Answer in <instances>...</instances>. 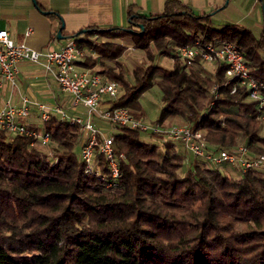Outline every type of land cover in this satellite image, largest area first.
Returning <instances> with one entry per match:
<instances>
[{
    "label": "trees",
    "instance_id": "16d2710c",
    "mask_svg": "<svg viewBox=\"0 0 264 264\" xmlns=\"http://www.w3.org/2000/svg\"><path fill=\"white\" fill-rule=\"evenodd\" d=\"M69 36L84 51L76 64L121 86L116 98L102 99L110 107L126 106L143 117L140 97L156 84L161 107L154 123L180 116L204 130L209 147L241 143L251 155L264 154L258 133L264 105L249 97L245 85L231 91L236 80L227 81L223 62L207 75L199 58L188 66L176 57L178 46L197 39L230 40L250 75L264 83V32L257 37L234 23L215 27L211 13L166 0L157 13L130 10L126 27L88 26ZM101 37H129L145 52L147 62L132 69V81L117 59L126 47ZM160 55L174 58L172 68L153 62ZM97 64L103 69L93 70ZM117 126L111 134L122 156L114 189L84 171L75 151L77 123L51 115L43 126L47 148L0 131V264H264V176L257 168L233 177L218 166L227 162L194 155L182 172L184 154L176 145L182 142L161 138L160 148L142 140L143 131ZM95 162L108 178L103 155L96 154Z\"/></svg>",
    "mask_w": 264,
    "mask_h": 264
},
{
    "label": "built area",
    "instance_id": "2783aa9c",
    "mask_svg": "<svg viewBox=\"0 0 264 264\" xmlns=\"http://www.w3.org/2000/svg\"><path fill=\"white\" fill-rule=\"evenodd\" d=\"M83 54L84 51L76 45L73 39L63 45L39 51L25 43L16 42L7 29L0 27V76L13 83L22 61L41 64L53 75L59 87L71 96L73 105H83L87 114L85 118L81 115H68L60 106L54 108V113L60 119H67L79 125L81 141L79 157L85 164L84 171L89 174L94 173L100 179H104L107 189H114L117 186L120 177L117 160L122 154H117L115 151L113 135L95 125L92 120L93 114H97L99 118L112 124L139 129L143 132L160 133L166 139L180 141L185 149L213 163L225 161L231 165H237L241 170L257 168L264 164V154L251 155L244 145L218 149L209 147L204 137L205 132L201 128H192L188 124L178 123L166 126L149 125L141 117H134L126 106L110 107L109 103L102 102V99L118 96V82L107 80L88 69L78 70L75 61ZM176 57L188 66L194 65L196 58H199L201 66L205 69L210 68L211 73L218 62H223L226 66L227 81L236 80L231 91H235L237 84L245 85L249 91V97L257 100L260 106L264 105V92L262 91L264 83L250 75L246 59L234 42L222 40L219 44H203L197 39L193 43L178 46ZM172 60L174 61L173 57ZM215 88L216 85L212 90ZM35 105L39 109V118L44 122L48 120L51 110L43 103ZM29 114L30 104L25 97L20 107L10 103L0 107V131L3 130L12 135H26L31 137V145L49 147L50 135L43 127L29 126L19 120V117H26ZM48 154L53 158L50 150ZM96 154H101L106 159L109 168L108 178L99 175L100 171L95 162Z\"/></svg>",
    "mask_w": 264,
    "mask_h": 264
},
{
    "label": "crops",
    "instance_id": "0c3cea01",
    "mask_svg": "<svg viewBox=\"0 0 264 264\" xmlns=\"http://www.w3.org/2000/svg\"><path fill=\"white\" fill-rule=\"evenodd\" d=\"M166 0H0V27L8 30L16 42L27 44L33 49L46 51L73 39L69 34L78 32L88 26L109 27L128 25V12L157 13L163 10ZM189 4L196 12H209L213 25L221 27L234 23L249 28L259 37L264 32V0H179ZM219 25V26H218ZM61 28V38L57 31ZM29 32L27 33V31ZM95 37V36H94ZM102 40L117 42L129 49H137L129 37H101ZM124 52V53H125ZM144 52V51H143ZM145 53V52H144ZM142 54V50H141ZM126 55H121L126 61ZM165 68H172L170 56ZM80 59V58H79ZM106 63L107 59L104 60ZM155 62V61H153ZM81 69H88L76 64ZM95 66L102 65L97 64ZM94 66V67H95ZM140 65L132 66L138 67ZM30 104V114L19 117V120L29 126L39 127V109L36 103H43L54 113L56 106L62 107L68 115L86 117L85 108L71 103V96L64 92L51 73L38 63L22 61L19 64L14 82L0 76V107L12 104L20 107L23 99ZM105 99V97L103 98ZM95 125L104 130V125L97 114L92 115ZM258 133L264 136V117L261 118ZM106 132V131H105ZM222 172L233 177L241 175V169L236 165L221 163ZM258 175L264 176V164L256 169Z\"/></svg>",
    "mask_w": 264,
    "mask_h": 264
},
{
    "label": "rangeland",
    "instance_id": "374dc122",
    "mask_svg": "<svg viewBox=\"0 0 264 264\" xmlns=\"http://www.w3.org/2000/svg\"><path fill=\"white\" fill-rule=\"evenodd\" d=\"M65 39L66 38H60V40H65ZM127 51L128 52L123 53V55H126V57H125L126 61H123L125 64V68H126L125 77L129 81H132V79H133V77H132V69H133L132 66H135V65L143 66L147 62V59H146V55L143 52V50H142V54H141V49H140V51H138L137 49L133 48V49H129ZM117 59L122 61V58H120V57H118ZM166 60H167L166 58H164V60H163L157 56L154 59V61H155L154 63L155 64H157V63L166 64ZM107 61H108L107 63H109L111 65L114 64V60L108 59ZM170 62L173 64L172 57H170ZM77 69L80 70L81 67L80 68L77 67ZM101 69H103V68L100 66H95L93 68V70H97V71L101 70ZM201 69L203 71V74H207V75L212 74L210 68L205 69L204 67H202ZM214 69H215V67H214ZM214 69H213V71H214ZM118 86H119V93H121L122 89H121V86L119 85V83H118ZM140 102H141L142 108L144 110V116L141 118L144 119V121L146 123H148L149 125L156 124V123H154V121L157 120V116L159 114V109L161 107V91H160L158 85L155 84L150 89L145 91L142 94V96L140 97ZM80 105H82V104H80ZM36 122L38 123V126L40 128H42L44 126V121H42L41 119H39V120L37 119ZM186 122H187L186 119H184L183 117L176 116V117L169 118L162 125L166 126V125H169L172 123L187 124ZM101 123L104 125V130L108 134H111L112 132L119 131V128L116 124H112V123H109L106 121H101ZM140 138L144 141L157 144V145H159L160 148H162L161 138L166 139L163 137V135L159 136L160 139H158V137H156V136H149L148 132H141ZM176 145H177V148H179L181 150V152L184 154V165L182 167V172H183L185 169L188 168L189 163L194 159V154L190 150L185 149L179 142ZM238 145H241V143ZM80 149H81V141L79 140L77 142V144L75 145V151L77 154L80 153Z\"/></svg>",
    "mask_w": 264,
    "mask_h": 264
},
{
    "label": "water",
    "instance_id": "95a60500",
    "mask_svg": "<svg viewBox=\"0 0 264 264\" xmlns=\"http://www.w3.org/2000/svg\"><path fill=\"white\" fill-rule=\"evenodd\" d=\"M61 37H62L61 28H59L58 31H57V38H61Z\"/></svg>",
    "mask_w": 264,
    "mask_h": 264
}]
</instances>
